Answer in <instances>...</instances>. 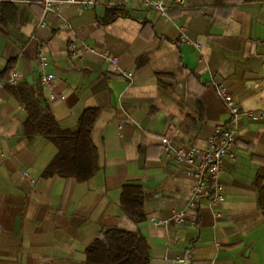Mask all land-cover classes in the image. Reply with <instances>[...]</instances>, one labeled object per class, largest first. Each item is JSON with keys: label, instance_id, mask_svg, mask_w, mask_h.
<instances>
[{"label": "crops", "instance_id": "0c3cea01", "mask_svg": "<svg viewBox=\"0 0 264 264\" xmlns=\"http://www.w3.org/2000/svg\"><path fill=\"white\" fill-rule=\"evenodd\" d=\"M83 1L54 0L53 11L0 0V72L9 67L0 79V264H85L110 227L141 234L150 264H264V117L239 119L221 199L203 197L182 222L172 215L191 200L195 166L165 159L162 144L204 150L228 126L219 82L241 110H264V0H162L165 14L144 0ZM182 26L191 42L179 39ZM12 70L17 83L7 81ZM21 96L64 129L99 109L91 179L44 174L57 149L27 136ZM125 185L143 190L139 223L120 205Z\"/></svg>", "mask_w": 264, "mask_h": 264}, {"label": "trees", "instance_id": "16d2710c", "mask_svg": "<svg viewBox=\"0 0 264 264\" xmlns=\"http://www.w3.org/2000/svg\"><path fill=\"white\" fill-rule=\"evenodd\" d=\"M8 70L9 67L0 72V79L7 76ZM21 100L28 114L24 124L27 136L40 134L57 149L44 174L49 176L56 172L63 177L76 178L79 182L91 179L100 168L98 151L91 137L99 109L85 108L78 117L76 127L64 129L52 113L48 109L43 111L35 100L29 96H21ZM120 205L134 223L145 219L144 193L140 186L125 185ZM85 253V264H150L145 238L139 233L117 227L101 229Z\"/></svg>", "mask_w": 264, "mask_h": 264}, {"label": "built area", "instance_id": "2783aa9c", "mask_svg": "<svg viewBox=\"0 0 264 264\" xmlns=\"http://www.w3.org/2000/svg\"><path fill=\"white\" fill-rule=\"evenodd\" d=\"M21 2H37L41 4L45 10H55L54 0H18ZM72 2L73 0H66ZM151 4L154 8L159 10L162 14L166 12V6L162 0H144ZM178 3L183 4L185 0H177ZM83 3L87 5H94L95 0H84ZM41 25H44L42 22ZM65 27L68 26L66 21H63ZM179 39L183 42H191L185 34V28L179 27ZM70 49L74 54L75 49L70 45ZM41 68H45L48 63L43 52H40ZM105 56L114 64L117 65L118 59L115 56H110L107 52ZM10 83H17L18 73L12 70L7 79ZM54 76L51 73H43L41 76V84L50 89L53 88ZM216 94L224 102L230 114V123L228 126H219L215 128L213 134L208 140V145L204 150H197L196 148H175L168 143L167 138H162L163 155L167 160H174L176 162H186L195 166L194 176L197 182L192 188L191 200L185 209L178 210L173 213L172 218L176 221L182 222L185 219L187 211L196 213L198 208V201L203 197H210L209 201L221 199L222 195L219 193L218 176L222 170L223 159L226 155L232 156V148L235 145L237 126L239 119L242 116L247 118H262L264 117V110L259 111H243L237 104L233 94L228 87L219 82L216 84ZM54 94H51L53 97Z\"/></svg>", "mask_w": 264, "mask_h": 264}]
</instances>
